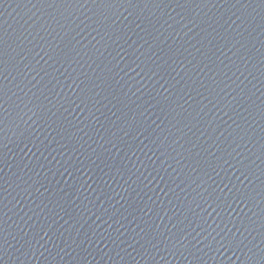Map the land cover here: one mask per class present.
<instances>
[{
	"label": "water",
	"instance_id": "1",
	"mask_svg": "<svg viewBox=\"0 0 264 264\" xmlns=\"http://www.w3.org/2000/svg\"><path fill=\"white\" fill-rule=\"evenodd\" d=\"M0 264H264V0H0Z\"/></svg>",
	"mask_w": 264,
	"mask_h": 264
}]
</instances>
